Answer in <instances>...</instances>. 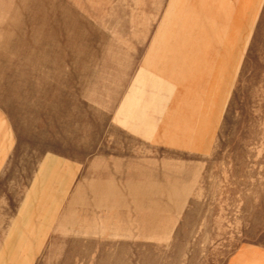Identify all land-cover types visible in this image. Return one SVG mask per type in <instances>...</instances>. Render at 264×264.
<instances>
[{
    "label": "rangeland",
    "instance_id": "obj_1",
    "mask_svg": "<svg viewBox=\"0 0 264 264\" xmlns=\"http://www.w3.org/2000/svg\"><path fill=\"white\" fill-rule=\"evenodd\" d=\"M0 264H264V0H0Z\"/></svg>",
    "mask_w": 264,
    "mask_h": 264
}]
</instances>
